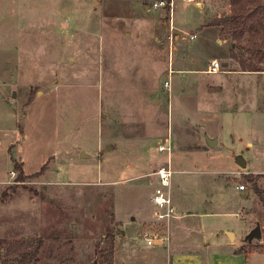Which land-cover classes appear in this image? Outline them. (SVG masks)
Masks as SVG:
<instances>
[{
  "label": "rangeland",
  "instance_id": "rangeland-1",
  "mask_svg": "<svg viewBox=\"0 0 264 264\" xmlns=\"http://www.w3.org/2000/svg\"><path fill=\"white\" fill-rule=\"evenodd\" d=\"M199 1L207 25L231 13L230 0H0V264H22L6 250L29 238L43 242L30 264H155L142 235L166 230L150 195L168 135L172 217L228 225L264 264V61L216 28L191 39Z\"/></svg>",
  "mask_w": 264,
  "mask_h": 264
},
{
  "label": "crops",
  "instance_id": "crops-1",
  "mask_svg": "<svg viewBox=\"0 0 264 264\" xmlns=\"http://www.w3.org/2000/svg\"><path fill=\"white\" fill-rule=\"evenodd\" d=\"M189 1H193V0H189ZM196 3H197L196 7L198 11L203 16L199 18V24H198L197 30L196 32L192 34H195L197 37L198 32L201 31V35L206 33V35L208 36V31L211 29H215V28L218 29V31L220 32V29L218 26L212 25V24L207 25L208 23L206 20V14H204L203 10H201L203 9L202 3L200 1ZM174 15H175V12H174ZM173 25L174 26L176 25L175 21H173ZM176 28H177V25H176ZM177 29H180V28H177ZM179 37H180L179 35L176 36L177 39ZM216 41L219 44L224 43V39H221V38H216ZM177 49L178 47L176 46V50ZM213 58H217L219 60V58L216 57V55H213L208 59L207 66H209V61ZM221 67H222V64H221ZM208 68L209 67L205 69V72L211 73V72H208ZM189 70L198 72V71H203L204 68L189 69ZM221 71H222V68H221ZM217 73H211V74H217ZM168 138H170L171 140L170 135H168L165 138H163L162 142H160L159 144L165 143L166 140H168ZM210 143L213 144V142L211 141ZM171 145H172V142H171ZM108 147L111 151L113 148V145L111 142L108 143ZM171 151H172V146H171ZM168 160H170L172 164L171 153L170 154L168 153ZM167 162H164V163L166 164ZM165 164L162 163L160 166L165 165ZM128 165L129 164L127 163V166ZM140 165L143 166L142 164L137 163L136 167ZM151 175L157 176L156 171H154V173ZM153 192L151 193V195L153 194ZM151 195H150V200H151ZM247 196L248 194L245 193L244 197H247ZM172 203L175 207V211H174L175 213L177 207H176V204L173 202V200H172ZM172 216L168 222H161V221H158L157 219L154 220V221H158V223H161L163 225L165 224L166 226V230L162 234H159V235L152 234L155 237V242L153 244H148L150 245L149 248L152 249V253L154 257L153 262L155 264H257V260L255 258L257 254L255 253V251L250 250L249 248L243 247L242 242L241 244L237 245L236 244L237 235L235 232L229 230V228L227 227L228 225L226 224L223 225L221 222V224L218 225L214 231L212 229L213 227L212 219L213 218H206L202 215L200 216H196V215L181 216L179 215L177 218L174 219L173 218L174 216L173 217ZM187 217H190V218H187ZM221 232H224L226 237L221 236L222 234ZM232 236L235 237L234 240L231 239ZM250 242L251 241H248V243Z\"/></svg>",
  "mask_w": 264,
  "mask_h": 264
},
{
  "label": "trees",
  "instance_id": "trees-1",
  "mask_svg": "<svg viewBox=\"0 0 264 264\" xmlns=\"http://www.w3.org/2000/svg\"><path fill=\"white\" fill-rule=\"evenodd\" d=\"M230 5L231 13L216 18L212 25L221 26L222 34L224 32L233 34L234 48L240 46L244 50L248 49L253 58L257 57L258 61L263 62L264 52L261 51L263 46L258 45V38L264 32V0H230ZM243 42H250L252 45L245 46ZM260 43H264V40ZM255 47H258L256 53H254ZM234 48L230 56L240 61L242 70H259L256 64L239 59ZM15 169L23 176L24 169L21 165L15 163ZM42 244L43 242L36 238L15 240L7 247L6 254L13 258L16 256L22 264H30L38 259Z\"/></svg>",
  "mask_w": 264,
  "mask_h": 264
},
{
  "label": "built area",
  "instance_id": "built-area-1",
  "mask_svg": "<svg viewBox=\"0 0 264 264\" xmlns=\"http://www.w3.org/2000/svg\"><path fill=\"white\" fill-rule=\"evenodd\" d=\"M165 1L155 2L154 6L158 7L165 5ZM169 4H173L172 1ZM196 37L195 34L190 35L191 39ZM208 72L217 73L221 71V63L217 58H213L209 61ZM168 84V83H167ZM160 151H168L170 154L171 151V140L168 138L165 143L158 145ZM15 174L14 171H12ZM159 182L158 186L154 189L153 194L151 195V201L156 206L155 217L158 221L168 222L175 211V207L172 203L169 191H166V187H169L171 184V178L173 176V170L170 160L165 165L160 166L156 170ZM239 190H246L247 185L241 183L238 185ZM143 238L148 244H153L155 242V237L151 234L150 231H145L143 233Z\"/></svg>",
  "mask_w": 264,
  "mask_h": 264
},
{
  "label": "water",
  "instance_id": "water-1",
  "mask_svg": "<svg viewBox=\"0 0 264 264\" xmlns=\"http://www.w3.org/2000/svg\"><path fill=\"white\" fill-rule=\"evenodd\" d=\"M238 164H240V166L245 168L247 166V160L242 157H239ZM262 236L263 233H262L261 223L257 222L256 226L253 229H251L250 232L247 234L246 240L252 241L254 238L261 239Z\"/></svg>",
  "mask_w": 264,
  "mask_h": 264
}]
</instances>
